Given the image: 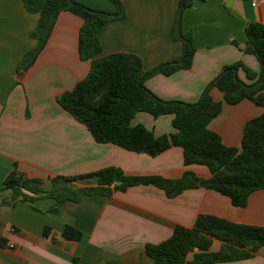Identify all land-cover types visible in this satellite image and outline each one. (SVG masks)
<instances>
[{"label":"crops","instance_id":"1","mask_svg":"<svg viewBox=\"0 0 264 264\" xmlns=\"http://www.w3.org/2000/svg\"><path fill=\"white\" fill-rule=\"evenodd\" d=\"M77 1L117 11L112 0ZM120 1L125 15L106 24L98 57L134 53L151 71L182 56L184 42L172 34L180 0ZM39 18L40 13L29 11L24 0H0V264H72L74 258L80 264H155L145 245L168 239L178 225L193 226L200 214L264 226V189L252 192L241 208L213 189L187 188L170 197L153 184L114 189L109 195L83 194L78 202H63L57 212L50 211L55 199L46 195L34 201L20 197L11 204L13 192L4 188V180L13 169L43 179L45 190L53 188L54 177L74 188L96 187L95 177H64L111 166L135 176L178 179L186 170L201 178L211 176L205 165H186L179 146L151 156L97 142L87 126L62 107L60 95L85 78L91 67L79 52L83 24L79 15L61 12L35 62L19 71L24 54L37 44L31 33ZM251 22L264 23V0H196L181 20L183 33H192L196 48L192 67L169 75L157 72L145 85L163 100L194 103L224 66L235 63L244 65L237 70L239 78L254 82L246 68L258 75L261 65L245 50V28ZM210 94L223 105L208 127L226 145L240 147L246 123L263 113L264 106L249 99L226 103L216 87ZM172 121V114L155 117L140 111L132 123L162 136L175 130ZM67 225L81 231L79 240L63 235ZM221 245L214 239L211 250L218 251ZM217 264H264V245L250 258Z\"/></svg>","mask_w":264,"mask_h":264},{"label":"trees","instance_id":"2","mask_svg":"<svg viewBox=\"0 0 264 264\" xmlns=\"http://www.w3.org/2000/svg\"><path fill=\"white\" fill-rule=\"evenodd\" d=\"M116 12L89 7L77 0H24L31 12H39V21L31 33L37 40L19 63L18 70L30 67L47 44L59 14L70 11L83 18L79 35V52L84 60H90V71L85 78L65 91L59 103L74 118L84 123L93 138L100 143H114L125 149L156 156L173 146L182 148L186 165H205L211 172L209 178H201L194 171L186 170L178 179L160 176L127 175L119 167H107L91 173L64 177L65 180L93 178L96 187L74 188L62 185L59 177L52 178L53 188L45 190L41 178H29L13 169L4 180V188H10L16 199L34 201L42 195L55 199L50 211L57 212L67 201L78 202L85 195H109L114 189L125 190L133 185L153 184L170 197L187 188L205 187L228 196L237 207H245L250 194L264 189V112L249 120L243 131L240 147L228 146L221 136L211 130L209 123L220 114L222 101L212 98L210 90L216 87L223 94L224 102L236 104L249 99L264 106V23L246 25L248 37L245 50L254 54L261 65L260 73L248 72L252 83L242 81L237 73L241 63L226 65L220 74L206 87L198 101L163 100L145 85V80L157 72L166 75L179 69L192 67L196 48L191 32L183 33L182 14L196 0H180L176 22L172 29L175 38L184 42L180 58L146 71L142 59L134 53L117 52L98 57L102 50L101 37L106 24L123 18L125 9L120 0H112ZM144 111L155 117L173 115L174 131L156 136L143 124H133L137 112ZM115 183L112 188L111 185ZM66 238L79 240L81 231L65 226ZM214 239L222 242L218 251H212ZM264 245V226L241 224L211 214H200L191 227L178 225L173 234L159 243H147L146 254L155 264H217L219 262L250 258ZM72 264H80L74 258Z\"/></svg>","mask_w":264,"mask_h":264}]
</instances>
